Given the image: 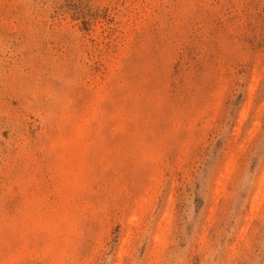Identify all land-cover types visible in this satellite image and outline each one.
I'll return each instance as SVG.
<instances>
[{
	"label": "rangeland",
	"instance_id": "374dc122",
	"mask_svg": "<svg viewBox=\"0 0 264 264\" xmlns=\"http://www.w3.org/2000/svg\"><path fill=\"white\" fill-rule=\"evenodd\" d=\"M0 264H264V0H0Z\"/></svg>",
	"mask_w": 264,
	"mask_h": 264
}]
</instances>
